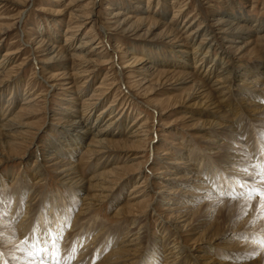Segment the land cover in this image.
I'll use <instances>...</instances> for the list:
<instances>
[{
    "label": "rangeland",
    "instance_id": "obj_1",
    "mask_svg": "<svg viewBox=\"0 0 264 264\" xmlns=\"http://www.w3.org/2000/svg\"><path fill=\"white\" fill-rule=\"evenodd\" d=\"M79 118L114 121L105 146ZM0 125V264H104L123 238L133 264H264V0H0ZM177 189L226 200L212 242L214 218L172 221Z\"/></svg>",
    "mask_w": 264,
    "mask_h": 264
},
{
    "label": "bare ground",
    "instance_id": "obj_2",
    "mask_svg": "<svg viewBox=\"0 0 264 264\" xmlns=\"http://www.w3.org/2000/svg\"><path fill=\"white\" fill-rule=\"evenodd\" d=\"M203 59H204V57L201 58V59H199V60L201 61ZM199 60H196V63ZM209 67H211V68L208 69L207 71H209V73L212 74L214 72V70H215V67H214V65H211V66L209 65ZM225 70H227V71H225ZM210 71H212V72H210ZM249 74H247L246 76L249 77L250 76ZM231 75H233V80L238 81V80H240L239 78L240 77H243L245 74L244 73H240V74L239 73H236L235 71H233L232 69H230L228 67L223 68L222 69V74L221 73H218V76L216 78V80L219 81V83H224L223 86H220L219 87V88L222 89V94L226 91V89L230 88V85L232 84V81L233 80L231 79ZM192 78H193V74L188 73V74H186V75L183 76V80H182L181 83L189 82V81H191ZM202 88H203V86L202 85L200 86V84L197 83V85L194 88L196 95L198 93H199L198 95L201 94L200 93L201 92L200 90ZM209 92H211V91H209ZM213 95H214V92H213ZM82 119L79 118L77 120H73V124H72V125H74L73 128L74 127H77V129H76L77 133L76 134L73 133V135H75V136L76 135H78V136L82 135V137L84 138V137L88 136L89 134H93V137H92L90 143H88L89 146L90 145L91 146H94V147H97V146H99V147L105 146L106 145L105 143H107V141H108L107 136L108 135H112L114 133L111 130V128L113 127L112 124H113L114 121L111 120V121L107 122L104 125H101V126L100 125H97V126H95V122L96 121L94 123H92V122H88L87 121L88 119H86V120H82ZM1 126H3V127H1ZM3 128H6L7 129V128H11V127L9 125H0V145H2V144H4V143L7 142V141H5L6 139H4V137H5L6 134L2 133V131H1ZM239 137H241V133H239L238 136L235 137L236 138L235 140H237V142H243V140L241 138L239 139ZM71 139H73V138H71ZM76 141H77V139H76ZM80 146H81V143H80ZM95 152H99V150H95ZM235 156H237V155H235ZM175 164H177V163H175ZM67 168H66V171L68 170V172H67L66 175L67 176H70L69 178L71 180H73L75 178V175L74 174L76 172L73 169H75V168L74 167H67ZM192 170L194 171V169H192ZM176 178H178L180 180L183 179L182 176H177ZM187 178H189L192 181L190 184L195 183V186H196V184H198L197 182L206 181L208 179V176L206 174L204 175L202 173L199 174V173H196L195 172L194 174H192L190 177H187ZM207 190H209V188ZM198 191H200V189ZM171 193L178 194V195H180L183 198H184L183 195H189V197L191 195V197L194 196L193 197L194 198L193 200L198 199L197 196H201L202 195L200 193L198 194V192H196V190L189 192V190L188 191H185L184 189H177L176 191H172ZM208 193H215V190L212 191V192H208ZM210 196L212 198L207 197L209 200L207 201L205 208L202 211H200V212H196V211L192 212L193 206L190 205V202H193V201L190 200L187 197L184 198L186 201L184 203L180 204V205H182V207H176V208L174 207V208H170L169 209L171 211L170 217L172 218V221L181 223L182 221H186V220H188L190 218L191 219L190 220L191 222H189L190 225L192 223H195V225H197V226L200 227L202 225H206V224L208 225V224H210L209 219L214 218V221H212L211 222V225L209 226V227H211V230H210V232H211L213 230V228L215 227V224H214L215 221L217 220V222H219V218L226 216V211L229 210V207L226 205V200L223 201L222 199L219 200L217 197L216 198H213L214 197L213 195H210ZM228 201H230V200H228ZM17 212H18V210L15 213H17ZM191 214H192V216H191ZM229 216H231L230 210L228 211V216L227 217H229ZM254 219H256V218L254 217ZM234 222L235 221H233L232 223H234ZM179 225L180 224H178V226ZM183 226L184 225H181V227H183ZM69 232H70L69 234H71V231H69ZM234 232L236 233V231H234ZM134 234H137V232L134 233ZM209 234H210L209 236L208 235L205 236L204 241L212 242L214 240L213 239L214 236L218 237V235H220L218 232H216V230L212 231ZM202 235L203 236L205 235V231L202 233ZM126 236H128V235H126ZM200 239H202V237H200ZM132 244L133 243H132L131 239L130 240L129 239H126V238L125 239L124 238L121 239L119 241V246L120 247L118 246L117 249H115V250L112 251L113 253L111 255V259L113 257H115V260L112 261L111 259H104V262H105L104 264H128L127 263L128 261H131L133 258H135L136 256L139 255L137 253L138 250H136V249L133 250L134 248L131 249V245ZM173 252L174 251L172 250L169 253H166L168 255L164 258V260H165L164 264H200V262H201V264H214V262L216 261V259H214L211 256L210 257H207L205 255H200L199 258L200 257H201V259L202 258H206V259H209V261H203V260H200V259H197V258L194 261L193 259H190V256H187L185 259L182 258L179 262H177L176 261L177 260V257H175L176 254L174 253V255H173ZM157 256L160 257V253ZM132 261L129 264H133ZM158 261H159V259H158ZM15 264H28V262L26 260H24L22 257H19L17 259V261L15 262ZM219 264H227V263L221 262Z\"/></svg>",
    "mask_w": 264,
    "mask_h": 264
},
{
    "label": "snow or ice",
    "instance_id": "obj_3",
    "mask_svg": "<svg viewBox=\"0 0 264 264\" xmlns=\"http://www.w3.org/2000/svg\"><path fill=\"white\" fill-rule=\"evenodd\" d=\"M257 177L260 178V183L264 184V171L258 172ZM257 194L260 195L261 197H264V188H261L259 193H257ZM261 207L264 208V204H262ZM28 242H32L31 237L28 238ZM48 245H51V248H49ZM54 247H55V239L54 238H52V237H49L48 239L37 238L35 240V242H33L34 251L32 253V257L29 258V261H31L32 258L35 257L36 252H40L41 254H43L46 251L51 252L52 248H54ZM0 256H2V254H0ZM52 264H59V261L56 260L55 258H53Z\"/></svg>",
    "mask_w": 264,
    "mask_h": 264
}]
</instances>
